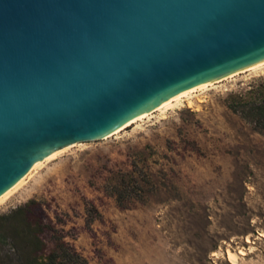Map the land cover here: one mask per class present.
I'll list each match as a JSON object with an SVG mask.
<instances>
[{"label":"rangeland","instance_id":"374dc122","mask_svg":"<svg viewBox=\"0 0 264 264\" xmlns=\"http://www.w3.org/2000/svg\"><path fill=\"white\" fill-rule=\"evenodd\" d=\"M263 65L68 144L0 201V215L26 204L87 264H264V129L226 106L264 82ZM117 190H127L120 202Z\"/></svg>","mask_w":264,"mask_h":264},{"label":"water","instance_id":"95a60500","mask_svg":"<svg viewBox=\"0 0 264 264\" xmlns=\"http://www.w3.org/2000/svg\"><path fill=\"white\" fill-rule=\"evenodd\" d=\"M264 57V0H0V194L36 160Z\"/></svg>","mask_w":264,"mask_h":264},{"label":"trees","instance_id":"16d2710c","mask_svg":"<svg viewBox=\"0 0 264 264\" xmlns=\"http://www.w3.org/2000/svg\"><path fill=\"white\" fill-rule=\"evenodd\" d=\"M248 92L251 95L247 97L229 94L226 106L255 128L264 129V82L251 85ZM127 177L131 178L132 173ZM126 192H114L116 200L120 202ZM26 213L27 205L24 204L0 215V264H87L54 228ZM46 232H50V247L42 238Z\"/></svg>","mask_w":264,"mask_h":264},{"label":"bare ground","instance_id":"6f19581e","mask_svg":"<svg viewBox=\"0 0 264 264\" xmlns=\"http://www.w3.org/2000/svg\"><path fill=\"white\" fill-rule=\"evenodd\" d=\"M263 64H264V57L259 59V60H257V61H255V62H252V63H250L248 65H245V66H243V67H241L239 69L231 71V72H229L227 74H224L222 76L209 79V80H207V81H205L203 83H200V84H198L196 86H193V87H191V88H189L187 90H184V91H182V92H180L178 94H175V95H173L171 97H168V98L160 101L156 105H154V106H152V107H150L148 109H145V110L137 113L136 115H134L131 118L127 119L126 121H124L120 125L116 126L115 128L111 129L107 133L103 134L99 138H101V137L102 138H107L109 136H112L113 134L115 135L119 131L123 130L125 127L129 126L130 124H132V123H134L136 121H139V120L149 116V114H151L152 112L160 111L162 109L168 108L169 106L177 103L178 101H180V98L186 97L190 93L192 94V92L202 90L203 88H207V86H210V85H212L213 83H216V82L219 83V81L225 80V79H227V78H229V77H231L233 75L236 76L235 74H237V73L239 74L240 72L249 71V70H255V69L259 68L260 66H262ZM65 146H68V145H65ZM65 146H62V147L57 148V149H54L51 152H49L47 155H45L44 157H42V158L36 160L35 162H33V164L30 166V168L27 170V172L22 177H20L13 185H11L9 188H7L5 191H3L0 194V201H2L13 190L17 189V187L20 184L22 185L24 180L26 178H28V176L32 173V171L34 172V170L36 168H38L42 163H44L45 161H49L50 159L54 158L55 156H57V154H60V152L62 153V151L65 150L63 148ZM226 254H227L228 259L231 262H233L236 259V255L232 251L228 250Z\"/></svg>","mask_w":264,"mask_h":264}]
</instances>
